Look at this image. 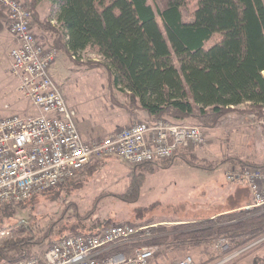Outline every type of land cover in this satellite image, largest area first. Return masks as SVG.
Listing matches in <instances>:
<instances>
[{
    "label": "trees",
    "instance_id": "16d2710c",
    "mask_svg": "<svg viewBox=\"0 0 264 264\" xmlns=\"http://www.w3.org/2000/svg\"><path fill=\"white\" fill-rule=\"evenodd\" d=\"M42 1L49 5V16L40 20L36 7ZM22 2L31 12V26H42L52 33L50 47L68 57L87 49L101 57L102 62H86V65L105 69L108 86L125 97L124 106L129 113L139 110L146 113L148 120L172 119L174 123L195 118L210 126L235 109L262 117L263 0ZM50 18L56 25L50 24ZM243 105L245 108L239 109ZM172 160L158 166L166 169ZM90 164L85 168L91 167ZM236 164L253 166L238 160ZM146 166H150L148 173L154 170L151 164H141L135 169ZM141 185L136 180L131 183L129 191L134 196L130 200L136 198ZM36 197L17 205H5L0 209V219L13 216L19 205ZM62 221V217L53 220L42 233L23 220L9 226L12 236L0 245V264L25 260L32 247L45 245L47 249L53 234L60 239L85 233L80 224L67 227ZM151 232L154 237L149 242L164 244L170 240L177 246L185 243L200 246L212 239L224 240L228 254L264 234V206L173 227L153 226ZM125 249L115 247L110 254Z\"/></svg>",
    "mask_w": 264,
    "mask_h": 264
},
{
    "label": "rangeland",
    "instance_id": "374dc122",
    "mask_svg": "<svg viewBox=\"0 0 264 264\" xmlns=\"http://www.w3.org/2000/svg\"><path fill=\"white\" fill-rule=\"evenodd\" d=\"M39 6L49 16L47 3L41 2ZM61 53L53 62L57 66L54 79L84 140L98 141L130 125V119L137 113L138 118H133L132 123L146 120L139 110L131 113L125 110V97L110 89L104 68L86 65L102 62L96 53L87 49L74 59ZM14 85L4 63L0 69V117L34 115L32 104L15 91ZM176 122L200 127L204 144L182 152L166 169L158 166L162 162L151 164L154 168L151 173L146 171L150 166L135 169L115 156L93 160L91 167L81 170L71 181L19 205L13 216L0 219V232L5 234L0 245L11 238L9 226L19 220L33 224L42 233L50 222L62 217L61 224L67 227L80 224L81 231L93 232L104 224L123 222L173 227L175 224L162 221H193L220 213L234 202L228 197L229 185L223 174L239 166L237 160L264 165V108L262 117L235 109L214 126L195 118ZM135 180L142 185L136 198L130 200L134 192L129 187ZM56 238L53 234L52 241ZM151 243L158 244L159 250L148 264H176L187 255L195 264H264V234L228 254L226 242L218 239L200 246L186 243L177 246L170 240L164 244ZM45 249V245L32 247L29 256L41 255Z\"/></svg>",
    "mask_w": 264,
    "mask_h": 264
},
{
    "label": "built area",
    "instance_id": "2783aa9c",
    "mask_svg": "<svg viewBox=\"0 0 264 264\" xmlns=\"http://www.w3.org/2000/svg\"><path fill=\"white\" fill-rule=\"evenodd\" d=\"M0 6L16 41L9 75L17 93L36 110L34 115L0 117V209L58 188L102 157L115 156L131 166L157 164L204 144L200 127L166 119L136 121L98 141L84 140L50 73L59 51L37 39L31 12L21 0H0ZM224 177L247 186L251 207L264 206V165L234 166ZM152 227L111 223L96 233L56 239L41 255L17 264H148L159 250L149 242ZM4 235L0 232V238ZM115 247L126 249L110 254ZM176 264L195 263L187 255Z\"/></svg>",
    "mask_w": 264,
    "mask_h": 264
},
{
    "label": "crops",
    "instance_id": "0c3cea01",
    "mask_svg": "<svg viewBox=\"0 0 264 264\" xmlns=\"http://www.w3.org/2000/svg\"><path fill=\"white\" fill-rule=\"evenodd\" d=\"M45 2V1H42ZM41 3V2H40ZM39 3V4H40ZM47 3V2H46ZM39 4L36 7V10L38 12L39 18L40 20H43L47 17V15L43 14L39 9L40 6ZM48 5V3H47ZM49 8V5H48ZM50 24L56 25V22L53 18H50ZM32 30L35 34V36L37 37V39L41 42V44H43L45 47H50V45L52 44V33L50 31H46L42 28V26H37V25H33L32 26ZM16 46V41L14 39V37L10 34L8 27H7V19H6V10L0 6V69L3 66V64L5 63V70H8V75H9V69H10V64H11V59L9 56L10 50L12 48H14ZM59 53H61L59 51ZM63 56V53H61ZM72 58V57H71ZM54 64V63H53ZM51 65L50 68V73L53 77V79L55 78V72L57 71V66L55 65ZM10 76V75H9ZM55 80V79H54ZM14 81V80H12ZM14 88L16 91V82L14 81ZM17 92V91H16ZM9 93V92H7ZM36 112V110H35ZM140 112V116L143 118L147 119V115L145 112L143 111H139ZM133 117V114H130ZM135 116L133 118H138V113L134 114ZM133 118L130 119L129 124L132 123V121L134 120ZM213 170H216L215 168ZM212 170V171H213ZM224 177V174H223ZM225 180V177H224ZM225 182L229 185L228 188V197H231L232 200H234L233 203H231L230 205H227L226 207H224V209L220 212V213H216L215 215H211L210 217H207L205 219H210L214 216L220 215V214H225V213H230V212H234V211H238V210H242L248 207H251L252 204V198H251V194L247 188V186L243 183H229L225 180ZM199 220H204V219H199ZM199 220H193V221H188V220H184V219H172V220H164L162 221L163 223L169 224V223H173L175 225L177 224H183V223H191L194 221H199ZM159 225H163L162 223Z\"/></svg>",
    "mask_w": 264,
    "mask_h": 264
}]
</instances>
